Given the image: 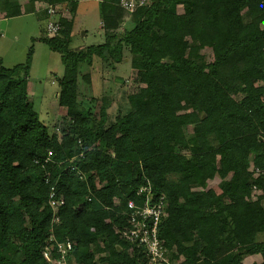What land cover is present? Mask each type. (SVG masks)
Returning <instances> with one entry per match:
<instances>
[{"label":"trees","instance_id":"1","mask_svg":"<svg viewBox=\"0 0 264 264\" xmlns=\"http://www.w3.org/2000/svg\"><path fill=\"white\" fill-rule=\"evenodd\" d=\"M37 1L70 14L40 38L65 66L66 113L51 128L40 120L31 54L13 69L0 59V264H48L51 236L72 242L77 264H145L122 232L146 186L167 200L158 236L171 262L264 264V0H149L132 14L98 0L105 42L80 50L70 49L79 1ZM96 59L135 72L130 110L113 122L104 101L92 112L80 95ZM52 189L64 200L58 224Z\"/></svg>","mask_w":264,"mask_h":264},{"label":"rangeland","instance_id":"2","mask_svg":"<svg viewBox=\"0 0 264 264\" xmlns=\"http://www.w3.org/2000/svg\"><path fill=\"white\" fill-rule=\"evenodd\" d=\"M1 3L5 5L6 1H1ZM39 8L41 14L23 15L18 18H6L12 12V8L3 9L2 12L5 15L0 19V59L5 68L13 69L27 65L31 54L30 100L40 120L51 128L54 124L60 125L66 113L65 109L58 105V81L64 76L65 66L60 55L53 53L41 43L40 38L46 35L45 30L49 22L57 23L61 16L67 20L71 18L67 8H53L42 2ZM48 8L55 14L49 16L47 12L48 16L45 17L44 12ZM47 19H50L49 22ZM73 25L74 38L70 45L71 50L104 44L101 4L98 0H80L77 12L73 16ZM48 36L55 37V35ZM82 71L91 75V84L85 83L80 78L78 85L84 104L88 105L92 112H98L102 101L108 109L109 122H113L119 112L124 114L129 112L126 96L129 87H133L132 79L135 78V72L132 73L129 63L107 68L106 65L101 64L99 59H96L92 67H82ZM121 79L124 83H119ZM91 99L94 102H91ZM56 133L61 137L59 130ZM218 182V180L211 182L209 188H216ZM254 263H261V258L257 256L244 259V264Z\"/></svg>","mask_w":264,"mask_h":264},{"label":"built area","instance_id":"3","mask_svg":"<svg viewBox=\"0 0 264 264\" xmlns=\"http://www.w3.org/2000/svg\"><path fill=\"white\" fill-rule=\"evenodd\" d=\"M149 4V0H119L121 8L128 13H134L139 7ZM49 16L55 14L47 9ZM53 16V15H52ZM52 18V17H51ZM61 27L56 22H49V35H57ZM145 196L139 205L133 201L127 203L125 213L129 227L122 232V238L131 246L141 250L145 257V264H176L171 262L169 252L159 239V229L166 217L167 200L165 197L154 199L149 186L142 187L137 197ZM64 204L63 198L56 199L54 189L51 190L49 205L54 211L53 224H58V209ZM74 246L72 242H57L51 236L43 249L42 256L48 264H77L71 259Z\"/></svg>","mask_w":264,"mask_h":264},{"label":"crops","instance_id":"4","mask_svg":"<svg viewBox=\"0 0 264 264\" xmlns=\"http://www.w3.org/2000/svg\"><path fill=\"white\" fill-rule=\"evenodd\" d=\"M1 1H6V4L5 5L2 4ZM1 1H0V19L2 18L3 15H5L2 12L3 9H7L8 7H10V8H12V12L15 13L17 11L16 6L19 7L18 11H20V13H21L20 16L41 14V11L39 8V5L41 2L37 1V0H35L34 2H32V0H1ZM77 1H80V0H77ZM20 16L13 17V18H18ZM46 16H48V15L45 14V17ZM6 18H7V16H6ZM49 20L47 19L48 22H49ZM73 34H74V31H73Z\"/></svg>","mask_w":264,"mask_h":264}]
</instances>
